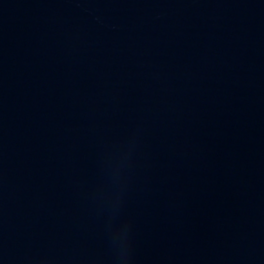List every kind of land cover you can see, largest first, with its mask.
Here are the masks:
<instances>
[{"label": "water", "instance_id": "95a60500", "mask_svg": "<svg viewBox=\"0 0 264 264\" xmlns=\"http://www.w3.org/2000/svg\"><path fill=\"white\" fill-rule=\"evenodd\" d=\"M0 264H264V95L198 0H0Z\"/></svg>", "mask_w": 264, "mask_h": 264}]
</instances>
